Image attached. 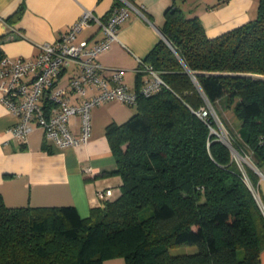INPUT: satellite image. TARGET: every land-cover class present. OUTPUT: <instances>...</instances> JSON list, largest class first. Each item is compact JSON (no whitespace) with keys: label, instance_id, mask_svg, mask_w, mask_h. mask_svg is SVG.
Wrapping results in <instances>:
<instances>
[{"label":"trees","instance_id":"trees-1","mask_svg":"<svg viewBox=\"0 0 264 264\" xmlns=\"http://www.w3.org/2000/svg\"><path fill=\"white\" fill-rule=\"evenodd\" d=\"M161 34L142 60L168 89L139 96L127 121L105 129L115 168L101 176L120 178L119 196L85 219L73 206L10 208L0 197V264H260L264 216L229 149L194 112L224 102L241 121L229 133L234 148L264 162V0L253 20L215 38L174 4ZM180 246L193 251L171 253Z\"/></svg>","mask_w":264,"mask_h":264},{"label":"crops","instance_id":"crops-1","mask_svg":"<svg viewBox=\"0 0 264 264\" xmlns=\"http://www.w3.org/2000/svg\"><path fill=\"white\" fill-rule=\"evenodd\" d=\"M258 1L134 0L138 11L132 10L128 20L118 26L117 41L99 61L106 69L121 70L124 84L129 90H136L137 60L145 59L163 39L165 13L174 4L186 16L198 17L207 37L215 38L253 20ZM121 4V0H0V51L8 60H32L39 52L38 44L54 42L83 9L106 19ZM19 9H22L20 18L11 23L10 17ZM100 38L98 27L91 25L76 42L91 44ZM72 73L68 70L62 80ZM140 77L141 85L144 77ZM132 114L117 102L95 107L91 111L87 143L60 150L45 140L40 130L32 132L23 144L13 139L8 130L15 119L0 100V197L4 204L10 208L73 206L79 217L85 219L92 208L116 199L120 194V178L101 176L115 168L105 129L111 123H124ZM259 166L257 190L264 201V162ZM105 189H111V196L98 198L96 193ZM103 264H124V261L114 258ZM260 264H264V252L260 255Z\"/></svg>","mask_w":264,"mask_h":264},{"label":"built area","instance_id":"built-area-1","mask_svg":"<svg viewBox=\"0 0 264 264\" xmlns=\"http://www.w3.org/2000/svg\"><path fill=\"white\" fill-rule=\"evenodd\" d=\"M121 1L122 4L113 8L106 19L83 9L77 20L54 42L38 44L39 52L34 59L4 58L1 61L0 100L15 119L8 130L13 139L23 144L32 132L40 130L44 139L60 150L79 147L89 140L93 108L107 102L135 107L139 96L147 98L163 88L168 89L161 72L142 59L137 60L136 72L144 79L137 90L128 89L121 70L106 69L101 65L99 58L117 41L118 26L128 20L132 10L138 11L125 0ZM91 25L98 27L101 38L91 44L77 43L76 38ZM68 70L73 73L63 81ZM194 114L208 125L211 135H216L214 127L208 124L209 120L214 123L217 118L209 102L205 101ZM74 127H77V133H74ZM219 137L231 155L241 154L250 159L246 153L234 148L229 134L227 138ZM260 143L264 144V137ZM241 159L247 163L245 158ZM236 164L264 216V201L251 184L244 166ZM86 171L91 172V169ZM96 196L108 198L111 189L100 190Z\"/></svg>","mask_w":264,"mask_h":264},{"label":"rangeland","instance_id":"rangeland-1","mask_svg":"<svg viewBox=\"0 0 264 264\" xmlns=\"http://www.w3.org/2000/svg\"><path fill=\"white\" fill-rule=\"evenodd\" d=\"M126 108L129 111H131V113L135 112V108H129V107H126ZM214 111H215V114L217 116V118L214 121V128H213L214 131L216 132V135L215 134H212V135L217 140H219L221 142L222 140L219 136L223 137V135H224V137L227 138V134H229V133L233 134V135L238 133L239 127L241 125V121L235 115L234 111L231 108H228L224 102H220L219 105L218 104L216 105ZM246 154L248 156H250V154L248 152H246ZM239 155L240 156H238L237 154H234V156H233V154H232L231 157L233 156L234 160L238 164L243 165L245 169H247V168L251 169L253 172H255V174L258 172L257 169H259V171H261V168L259 165H257V164L254 165L248 157L246 158V156L244 157L241 154H239ZM241 157L245 158L248 164L245 163L241 159ZM191 251H193V248L180 246V247L172 249L171 253L174 255H179V254H183V253H187V252H191ZM114 262H116V261H114Z\"/></svg>","mask_w":264,"mask_h":264},{"label":"water","instance_id":"water-1","mask_svg":"<svg viewBox=\"0 0 264 264\" xmlns=\"http://www.w3.org/2000/svg\"><path fill=\"white\" fill-rule=\"evenodd\" d=\"M162 38H163L164 41H166L165 38H164L163 36H162Z\"/></svg>","mask_w":264,"mask_h":264}]
</instances>
